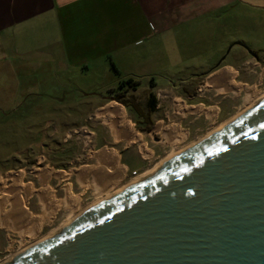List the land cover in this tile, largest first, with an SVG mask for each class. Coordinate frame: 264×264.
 Returning <instances> with one entry per match:
<instances>
[{
  "label": "rangeland",
  "instance_id": "rangeland-1",
  "mask_svg": "<svg viewBox=\"0 0 264 264\" xmlns=\"http://www.w3.org/2000/svg\"><path fill=\"white\" fill-rule=\"evenodd\" d=\"M230 26V30H235L233 25ZM167 46L163 51L147 50L141 57L134 58L131 54L127 62L124 61L125 64L119 66L121 77L106 72L105 68L101 70L102 67L94 69L95 73H85L75 77H69L65 73L59 77L48 78L33 75L28 78V82L16 84V97L10 92L7 93L10 94L7 97L5 93H0V188H2L0 199L5 197L9 199L4 209L7 211L12 209L11 202L17 193L13 188L17 187L18 183L11 174L13 176L22 174L23 183H32L33 199L22 190L19 195L26 201L31 216L45 215L41 229L37 231L34 228L36 224L31 226L32 229L29 230L37 231L31 235L27 229L22 230L24 221H16L14 225L12 223L4 225L8 232L0 231V264L61 230L62 224L72 211L70 205L65 202L69 187L78 201L74 209L75 213H81L86 207L94 205L99 196H104L102 194L104 192L97 193L94 175L87 179L89 184L87 188L80 183L77 176V171L82 167L90 166L94 171L101 167L96 156L99 150L104 147L108 150H117L115 151L118 156L117 164L125 169L124 177L119 183L114 184L115 189L112 186L118 192L167 159L171 151L178 153L201 141L249 108L246 99L248 89L254 87L258 92L264 91V55H262L259 56L261 65L255 68L245 67L247 71L243 72L244 75L250 76L248 84L233 81L239 91L235 92L236 89L233 88L217 96L206 93L203 98L196 96L192 100L186 99L181 92L166 87L179 86L182 78L189 79L191 73L202 70L200 66L203 60L211 67L220 55L219 60L215 62L217 64L225 54L229 53L231 44L224 53L202 50L199 44H192L190 50L175 51L171 48L172 44ZM234 46L238 48L237 45ZM39 71L42 72V67ZM188 74L189 76H186ZM128 77L140 80L139 87L132 89L129 85L131 89L122 88L114 93L113 97L114 100L121 98L127 106L125 121L131 127L129 131L141 136L140 140L130 143L125 140H115L108 126L96 116L97 105L105 102L102 97L108 94L107 90L120 87ZM137 85L134 84L135 87ZM199 101H204L206 107H216L217 114L207 117L205 113L187 111L190 109L189 106H197ZM156 105L155 113L153 110ZM159 117L160 120H157ZM159 121L162 122L161 130L156 131ZM173 125H177L187 133L185 139L171 142L167 138L166 130ZM141 145H144L146 151L150 153V158L144 157L140 150ZM40 169L67 173L44 181L38 176ZM43 187L50 189L52 200L59 204V209L52 213L46 210L47 202L41 198L40 189ZM38 196L43 202L37 203ZM0 212V219H3L2 211Z\"/></svg>",
  "mask_w": 264,
  "mask_h": 264
},
{
  "label": "water",
  "instance_id": "water-1",
  "mask_svg": "<svg viewBox=\"0 0 264 264\" xmlns=\"http://www.w3.org/2000/svg\"><path fill=\"white\" fill-rule=\"evenodd\" d=\"M1 264H264V96Z\"/></svg>",
  "mask_w": 264,
  "mask_h": 264
},
{
  "label": "crops",
  "instance_id": "crops-1",
  "mask_svg": "<svg viewBox=\"0 0 264 264\" xmlns=\"http://www.w3.org/2000/svg\"><path fill=\"white\" fill-rule=\"evenodd\" d=\"M230 25L235 30H230ZM168 44L173 45V51L190 50L192 44H199L202 50L222 53L231 44L229 53L217 64L220 55L211 67L203 60L202 70L191 73L189 79L182 78L179 86L166 87L181 92L184 98L223 94L236 87L233 81L248 84L245 67L261 65L259 56L264 55V0H0V93L16 97V84L28 82L33 75L48 78L65 73L75 77L102 67L121 77L119 66L131 54L141 57L147 50H166ZM223 70L231 71L230 77L227 75L221 84L212 83ZM123 84L125 89H137L140 80L128 77ZM222 88L224 92H220ZM120 89L107 90L97 113L109 102L119 103L124 108L121 121L126 124L127 106L121 98L113 100ZM197 104L189 107L217 109L206 107L204 101ZM50 171L48 179L55 176ZM29 185L33 189L32 183ZM41 201L38 196L37 203ZM2 220L0 231L8 232Z\"/></svg>",
  "mask_w": 264,
  "mask_h": 264
},
{
  "label": "bare ground",
  "instance_id": "bare-ground-1",
  "mask_svg": "<svg viewBox=\"0 0 264 264\" xmlns=\"http://www.w3.org/2000/svg\"><path fill=\"white\" fill-rule=\"evenodd\" d=\"M228 72L225 70L221 71L215 78L212 79V83L221 84L222 80L224 78H226V76L228 75ZM230 72H229V75H230ZM231 76H232V74H231ZM226 87H228V86L226 85ZM233 88H234V86H233ZM219 90H220V92L225 91L223 88L219 89ZM234 91L236 92L239 90L236 89ZM263 96H264V91L258 92V91H256V88H254V87H252L251 89H248L246 92V99L248 100L247 106L248 107L253 106ZM187 111L192 112V113L204 112L207 117H212L214 114H217V109H213V108L205 109V108H200V107H191ZM97 115L102 119V122L106 126H108V129H110L111 134L113 135L115 140H125V141H127V143L128 142L130 143V142H135V141H138L141 139L140 135H135L136 133H132L129 131V129L131 128L129 123H126V124L122 123L121 119L124 117V108L121 104L113 103L111 105H108L103 110L99 111L97 113ZM160 130H161V125H159L156 128V131H160ZM166 136L171 142H179L180 140H183L186 138L187 133L184 130L180 129L178 126L173 125L166 130ZM140 150H141L142 154L144 155V157H150V153L146 151L144 145L140 146ZM171 152L172 153H169L167 159L170 156L176 154V152H173V151H171ZM96 156L99 159L101 167L100 168L98 167L99 169H97L96 171H94V169H92L90 166L82 167L79 171H77V173H78L77 176L79 178V181H81L80 183H82L84 185V187L87 188L89 186L87 179L91 175L92 176L94 175V177L96 178V181L94 183H95V188L97 190V193L100 194V193L104 192V193H102V194H104V196L103 197H102V195H101V197L99 196V199H97V201L95 202V203H98L99 201L103 200V198H106L107 196H112L117 192V190H114L115 189L114 184L119 183V181L124 177L123 175L125 173V169L118 166V164H117L118 163V156L116 155V153L113 150H110V149L109 150L108 149L99 150L97 152ZM164 160H166V159H164ZM163 161H161V162H163ZM161 162L158 163V165H156L153 169L151 168V170L146 172L143 176H141L135 180H141L144 177L146 178V176H148V175L150 176L151 174H153L154 171L159 167V165H161ZM66 173H65V171H57V172H55V176L60 177V176H63L64 174L66 175ZM50 174H51V171L48 169H40L38 171V176L41 179H43L44 181H46L49 178V176H51ZM21 175L22 174H18V175L13 176L11 174L13 179H15L16 183H18L17 187L16 186H14V188L12 187L18 193V196H17V193L15 192L16 193L15 198L12 196L14 198L13 201L11 202L12 204L10 203L12 205V209L8 210V211L4 209V205L7 203V201L9 199L7 200L6 197L0 199V210L2 211L1 217L3 218L1 224H2V226L7 224V223H12V225H14L16 221H18V222L24 221V225L22 227L23 231L24 230L26 231V228H27V231L31 235V234L36 233L40 229L41 220L45 215L33 217V216H31L29 211L26 209L25 203L22 200V198H20L21 196L19 195V193H21V190H22L30 196L33 193V189L31 188V185H29V184L27 185V184H24L23 182H21ZM23 175H24V173H23ZM13 185H16V184H13ZM68 186H70V185H68ZM112 186L114 189L112 188ZM10 188H8V189H10ZM0 189H2V188H0ZM40 192H41L40 195H41L42 200L47 202V205H46L47 208L45 206L47 211L48 210L49 211L55 210L59 207L58 202L52 200L51 192H50L49 188L43 187V189H40ZM12 193H13V191H12ZM10 195H9V197H10ZM65 202H67L68 205H70V208L72 211H70V213L67 217V220L62 224V226H66L67 224H69L79 214V213H75L74 209H76V207L78 205V201H77V197H75L70 192V187L68 188V197H67V201L65 199ZM34 224H36V227H34L37 229V231L35 230L36 232L34 230H33L34 232L29 230L32 225L34 226ZM62 226H61V228H62ZM54 232L55 231H53V233Z\"/></svg>",
  "mask_w": 264,
  "mask_h": 264
},
{
  "label": "trees",
  "instance_id": "trees-1",
  "mask_svg": "<svg viewBox=\"0 0 264 264\" xmlns=\"http://www.w3.org/2000/svg\"><path fill=\"white\" fill-rule=\"evenodd\" d=\"M255 55H258V52H256V54ZM131 81H132V79H129L127 82H129V83H131ZM121 88H123L124 87V84H121V86H120ZM120 99V98H119ZM114 100V99H113ZM120 101V100H119Z\"/></svg>",
  "mask_w": 264,
  "mask_h": 264
},
{
  "label": "built area",
  "instance_id": "built-area-1",
  "mask_svg": "<svg viewBox=\"0 0 264 264\" xmlns=\"http://www.w3.org/2000/svg\"><path fill=\"white\" fill-rule=\"evenodd\" d=\"M135 174H137V172H134Z\"/></svg>",
  "mask_w": 264,
  "mask_h": 264
}]
</instances>
